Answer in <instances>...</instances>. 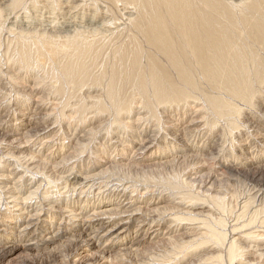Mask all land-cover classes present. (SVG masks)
I'll return each mask as SVG.
<instances>
[{"label":"bare ground","instance_id":"obj_1","mask_svg":"<svg viewBox=\"0 0 264 264\" xmlns=\"http://www.w3.org/2000/svg\"><path fill=\"white\" fill-rule=\"evenodd\" d=\"M204 165L238 190L196 191ZM66 245L264 264V0H0V264Z\"/></svg>","mask_w":264,"mask_h":264},{"label":"rangeland","instance_id":"obj_2","mask_svg":"<svg viewBox=\"0 0 264 264\" xmlns=\"http://www.w3.org/2000/svg\"><path fill=\"white\" fill-rule=\"evenodd\" d=\"M10 120H13V118L12 117H10L9 118ZM34 123H40V119L38 120V119H35L34 120ZM41 128V127H40ZM44 135H48V133H46V134H44ZM15 137H13V138H10V140L11 139H14ZM27 140V139H26ZM25 140V141H26ZM16 144V143H15ZM58 143H56V145L53 143L52 144V146H48V147H46L45 149H43V150H41L42 152H41V155H43V157H44V155H47V153H48V155H49V152L50 151H52L51 153H55V156L53 157V158H51L50 159V162H52L53 161V163H55V164H59V168L60 169H63V168H65V166H66V163H61V159L65 156V155H67V153H69V151L68 150H64V151H62L61 153H59V154H57V152H58ZM39 147V146H38ZM48 148V149H47ZM52 148V149H51ZM55 150H57V151H55ZM49 151V152H48ZM64 154V155H63ZM41 155H39V156H41ZM155 160H158L157 158H155ZM170 160V159H169ZM60 161V162H59ZM165 160H163L162 162H164ZM150 162H154V161H150ZM150 162H148V163H150ZM196 169V170H195ZM194 170H191V172L189 173V174H187V175H185L184 177L185 178H187L188 179V181H190L191 182V184H192V186L194 187V189L196 188V191L198 190V192H200V193H203V194H209V192H211L210 194H214V195H216V194H218V195H220V194H225L226 195V193L228 194V195H230V194H232V193H235L236 192V190H238V189H236L237 187H234L233 188V186L231 185V183L229 182V181H227V179H224V178H221L220 176L218 177L217 176V174L218 173H214L212 170H210V168H209V166H207V165H204L203 167L201 166V167H199V168H195ZM254 171H256V170H251V173H253ZM143 179V178H142ZM225 181H224V180ZM249 181H250V179H249ZM155 183H161V182H155V181H152V182H150V183H147L146 182V184H148V186H152V187H154V186H156V185H158V184H155ZM196 183V184H195ZM228 183V185H226V184ZM98 185V184H97ZM96 186V185H95ZM99 186V185H98ZM220 186V187H219ZM223 186V187H222ZM227 186H229V188H227ZM97 187V186H96ZM95 187V188H96ZM218 187V188H217ZM224 187H225V190H224ZM213 188V189H212ZM223 188V189H222ZM226 188H227V191H226ZM233 188V189H232ZM121 188H119L118 190H120ZM201 189V190H200ZM232 189V190H231ZM60 190L61 191H63V193L65 192V198H69V199H71V198H73V196H75V195H71L69 192V190L68 189H66L65 187H60ZM110 190H112V189H110ZM217 190H219V191H217ZM230 190V191H229ZM90 191H91V193H90ZM103 191H105L104 193H103V195H102V198L103 199H105L106 197H107V194L110 192L109 190H108V188H106V190H105V188H102V190H100V192H103ZM213 191V192H212ZM221 191V192H220ZM207 192V193H206ZM219 192V193H218ZM95 193H98L97 192V190H95L94 188H88V189H85L84 190V192L82 193V194H80V197H81V199H82V201H84V200H92V197H93V199H95L94 198V196H95ZM212 194V195H213ZM54 195H56V194H53V196ZM57 196V195H56ZM68 196V197H67ZM165 205H167V203L166 202H161L160 204H159V206H161V207H164ZM167 213H170V211L168 210V212ZM172 227H173V224H172ZM106 241H103L102 243L104 244ZM157 242V241H156ZM156 242H154V243H152L153 245L152 246H154L155 247V244H157ZM148 245L146 244L143 248L144 249H148L149 247H152V246H148ZM163 246V245H162ZM147 247V248H146ZM164 247V248H163ZM162 248L159 246V247H156V250L155 251H162V249H166V248H168L167 246H166V248H165V246H163ZM73 246H70V245H66V247H57L56 249L55 248H50L49 250L51 251V252H49V250L47 251V252H44V253H40V255L37 257V258H32V257H28V256H26L25 254H20L19 256H17L16 257V259H14V260H12L9 264H30V262H32V261H36V262H34V264H62L65 260H67V255H68V252H70V251H72L73 250ZM153 248V247H152ZM55 249V250H54ZM65 249V250H64ZM159 249V250H158ZM150 250V249H149ZM145 251V250H144ZM151 251V250H150ZM146 252H149L148 250H146ZM87 254V255H86ZM144 254H145V252H144ZM65 259H64V258ZM90 257H92V258H90ZM193 256H191L190 258H192ZM78 258H81V260L82 261H84L83 263H87V262H89V261H91V262H96V260H97V258L95 257V256H91V253H87V252H83L82 253V255L81 256H79ZM88 258H90L89 260H88ZM96 258V259H95ZM189 258V259H190ZM10 259V258H9ZM60 259V260H59ZM85 259V260H84ZM31 260V261H30ZM72 260H74V258L72 259ZM86 260H87V262H86ZM61 261H63V262H61ZM28 262V263H27ZM114 264V263H113ZM116 264V263H115ZM117 264H120V263H117Z\"/></svg>","mask_w":264,"mask_h":264}]
</instances>
